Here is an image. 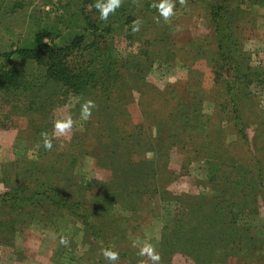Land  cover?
I'll return each instance as SVG.
<instances>
[{
  "label": "rangeland",
  "instance_id": "obj_1",
  "mask_svg": "<svg viewBox=\"0 0 264 264\" xmlns=\"http://www.w3.org/2000/svg\"><path fill=\"white\" fill-rule=\"evenodd\" d=\"M15 1L20 4L0 0V6ZM22 2L28 11L32 2L37 17L56 8V0ZM128 2L139 31H132V23L128 32L105 37L107 44L113 43L114 55L131 60L107 96L108 102L123 100L125 106L117 109L129 114H110L109 122L121 126L113 135L114 146L96 137L103 133L93 118L103 113L97 94L93 99L57 94L60 103L54 97L51 112L37 119L29 99H24L26 110L15 97L4 103L11 95L0 92V264H110L102 248L119 252L115 264H194L180 252L162 262L166 222L180 207L208 226L205 218L225 211L234 199L244 204L235 225L250 227L247 237H264V180L244 176L239 190L227 181L237 166L264 161V72L255 77L252 72L242 95L227 89L233 83L219 65L225 54L217 48L216 0H172L175 14L167 21L153 7L159 0ZM246 8L255 16L247 11L235 17V45L230 47L241 65L252 69L264 57V5ZM12 14L4 17L0 9V20ZM90 42L83 32L81 46ZM69 59L80 65L74 55ZM15 65L29 70L27 62ZM162 99L169 103L166 110L159 107ZM89 100L94 107L85 120L81 106ZM184 108L188 113H182ZM68 117L72 129L55 134L54 124ZM42 134L53 140L50 150L44 148ZM251 182L252 190L246 188ZM91 207L92 217L84 212ZM203 231L208 234L209 228ZM61 237L67 244L60 243ZM214 240L210 238V246ZM145 244L153 247L158 261L139 255ZM213 258L218 261L214 264H264V248L243 249L230 257L220 249Z\"/></svg>",
  "mask_w": 264,
  "mask_h": 264
},
{
  "label": "trees",
  "instance_id": "obj_2",
  "mask_svg": "<svg viewBox=\"0 0 264 264\" xmlns=\"http://www.w3.org/2000/svg\"><path fill=\"white\" fill-rule=\"evenodd\" d=\"M21 1L19 0L20 4L15 1L16 4L7 5L10 4L7 2L0 6L4 17L13 13L11 18L0 20V92L3 91L11 95L7 97L4 103L14 100L13 97L17 98L16 100L19 102L22 100V107L26 110L33 109L37 115L35 117L39 119L41 115L47 117L44 114L48 111L51 112L56 105L55 103H60L57 102V94H71L76 97L87 95L91 96L92 99L97 94L101 98L98 103L103 113L100 116L94 115L93 118L96 121H93L101 125L100 128L103 133L96 137L105 140L99 143L111 142V146H114L117 141L113 135L121 132V126L109 122L110 114L113 113L121 117H127L129 114L125 111L122 113L120 112L122 110L117 109V107L123 108L125 106L123 100L114 103L110 99L108 102L107 96L111 93V89H115V85L120 83L122 69L126 70L127 64L131 63V60L129 56L118 58L117 54L114 55L113 43L107 44L105 37L131 30L129 27H132V23L137 19L136 12L127 7L128 0H121L119 8L114 13H109L107 20H101L96 4L104 2V0H87L89 1L88 6L86 0H56V8L53 11L42 12L37 17L33 3H30V10L28 11L27 8L24 10L27 6ZM230 2L231 0H216L214 5L216 10L214 9L212 16L217 17L215 30L217 48L220 49L222 55H226L221 58L219 65L223 67V76L230 77L233 83L227 89H235L237 95H242L243 89L249 83L247 79L252 75V72L254 77L257 76L258 72H264V57L260 56L259 66L252 69L241 65L230 47V45L232 47L235 45L232 26L237 23V19L236 22L233 20L240 13L245 14L247 11L255 16L254 12L247 10L246 5H264V0H236L234 4ZM28 12H34V16L33 14L27 16ZM18 18L21 22H18ZM83 32H87L91 39V42L84 47L81 46ZM100 38L103 43L98 40ZM90 47L92 49L89 50ZM73 55L79 59L80 65L75 66L70 61L69 57ZM21 61L29 64V70L17 68L15 63ZM43 96L46 97L44 104L40 102ZM54 97L56 101L52 104ZM239 98L242 101V98ZM24 99L30 100L29 109L25 105ZM161 102L163 105L159 104V107L166 110L169 103L166 102V99H162ZM41 110L44 112L41 113ZM182 113L188 112L184 108ZM30 125L32 124L30 123ZM35 125H33L32 131L36 134ZM87 133L82 134L85 135L84 138H86ZM96 134L97 131H94L93 135ZM244 137V140L248 141L245 135ZM93 139L91 135L87 142L92 144ZM50 140L54 145L53 140ZM127 161L132 164L129 157H127ZM234 170H236L233 172L234 177L227 181L234 188L239 187L238 190L242 189L241 186L245 184L244 176H249L250 180L259 179L260 183L264 180L263 160L253 164H241ZM224 172L226 170H223ZM106 184L108 182H104L103 185L106 186ZM249 187L252 190V182L246 185V188ZM45 188L47 190L48 188L52 189L49 186H45ZM96 195H99L98 192ZM250 198H255V196L250 195ZM241 205L244 204L238 203L236 199L230 204L226 203L225 211H216L214 215L205 218L210 220L208 226H205L202 221L200 222V219L191 217L190 210L186 214L184 208L179 207L165 224V233L162 235L160 247L166 257L161 258L162 262L169 263L170 254L180 252L183 256L191 259L194 264H214L218 261L213 258V255L220 252V249L224 251V256L227 257L243 249L254 251V249L261 248L262 250L264 237L256 239L253 234L251 237H247L251 231L250 227L235 225L238 215L244 212ZM106 207L108 208V206ZM92 209L94 208L85 209L84 212L92 217L90 213ZM104 211L107 209L104 208ZM234 212L237 215H233ZM222 221L224 224L221 223ZM204 228H209L208 234L203 231ZM214 232H219L223 238L217 239ZM210 238L215 239L212 246H210ZM123 255L129 259L127 251ZM246 256L244 254L242 257L245 258Z\"/></svg>",
  "mask_w": 264,
  "mask_h": 264
},
{
  "label": "clouds",
  "instance_id": "obj_3",
  "mask_svg": "<svg viewBox=\"0 0 264 264\" xmlns=\"http://www.w3.org/2000/svg\"><path fill=\"white\" fill-rule=\"evenodd\" d=\"M121 0H104V2H98L96 4V8L100 12V19L107 20L109 13H114L117 8H119ZM180 3L183 4L184 0H180ZM153 7L157 8L160 15L167 21L171 16L175 13L173 11L174 4L172 0H159V3H154ZM134 26L132 28L133 32L139 31V21L133 22ZM94 107L92 101H87L81 106V116L83 119H88L91 115L90 109ZM73 121L71 117H68L64 120H58L54 124V132L55 134H64L72 129ZM44 135V142L43 146L45 149L50 150L52 148V142L50 139L47 138L46 134ZM61 244H67V240L64 237L60 238ZM101 253L105 260L109 261L110 264H115V262L119 259V254L117 251L111 248H102ZM139 255L144 256L147 255L148 258L156 262L159 260V255L154 252L153 247L150 244H145L143 247L140 248Z\"/></svg>",
  "mask_w": 264,
  "mask_h": 264
}]
</instances>
